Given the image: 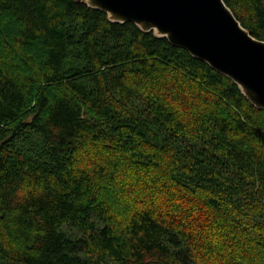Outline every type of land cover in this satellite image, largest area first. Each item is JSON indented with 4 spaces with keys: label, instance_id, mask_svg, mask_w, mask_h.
<instances>
[{
    "label": "trees",
    "instance_id": "trees-1",
    "mask_svg": "<svg viewBox=\"0 0 264 264\" xmlns=\"http://www.w3.org/2000/svg\"><path fill=\"white\" fill-rule=\"evenodd\" d=\"M0 264H264V111L81 0H0Z\"/></svg>",
    "mask_w": 264,
    "mask_h": 264
},
{
    "label": "water",
    "instance_id": "water-1",
    "mask_svg": "<svg viewBox=\"0 0 264 264\" xmlns=\"http://www.w3.org/2000/svg\"><path fill=\"white\" fill-rule=\"evenodd\" d=\"M111 23H131L228 78L264 111V41L244 29L224 0H81Z\"/></svg>",
    "mask_w": 264,
    "mask_h": 264
}]
</instances>
